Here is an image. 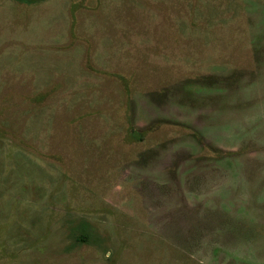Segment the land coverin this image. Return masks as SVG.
Instances as JSON below:
<instances>
[{
    "label": "rangeland",
    "instance_id": "rangeland-1",
    "mask_svg": "<svg viewBox=\"0 0 264 264\" xmlns=\"http://www.w3.org/2000/svg\"><path fill=\"white\" fill-rule=\"evenodd\" d=\"M0 264H264V0H0Z\"/></svg>",
    "mask_w": 264,
    "mask_h": 264
}]
</instances>
